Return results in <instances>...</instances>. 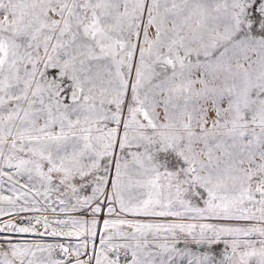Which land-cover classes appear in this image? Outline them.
<instances>
[{
	"label": "snow or ice",
	"instance_id": "obj_1",
	"mask_svg": "<svg viewBox=\"0 0 264 264\" xmlns=\"http://www.w3.org/2000/svg\"><path fill=\"white\" fill-rule=\"evenodd\" d=\"M0 264H264V0H0Z\"/></svg>",
	"mask_w": 264,
	"mask_h": 264
}]
</instances>
